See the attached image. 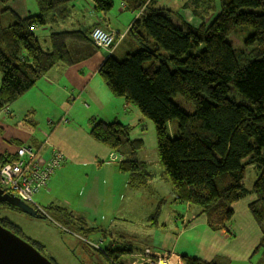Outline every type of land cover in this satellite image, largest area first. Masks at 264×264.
<instances>
[{"label": "trees", "instance_id": "obj_1", "mask_svg": "<svg viewBox=\"0 0 264 264\" xmlns=\"http://www.w3.org/2000/svg\"><path fill=\"white\" fill-rule=\"evenodd\" d=\"M9 1L0 0L11 20L5 25L0 21V112L29 91L55 60V52L41 53L34 25L44 13L74 0H35L39 13L26 19L4 8ZM91 1L97 13L113 7V0ZM218 1L219 10L208 25L203 22L215 12V0L184 5L202 20L195 28L177 25L168 12L153 9L152 0H119L125 11L139 13L127 32L132 46L121 59L110 54L97 71L113 96L135 106L154 125L162 176L171 185L174 202L199 209L213 230L224 228L232 205L249 192L256 197L249 211L258 225L264 223V0ZM229 36H244L242 46L233 47ZM175 96L191 103L193 112L175 105ZM172 122L175 138L166 131ZM89 125L95 141L120 154L117 168L128 175L131 188L151 180L147 163L138 159L141 140L130 141L127 129L116 120L91 119ZM124 145L125 151H118ZM12 159V154H0V165ZM248 167L259 172L250 191L244 186ZM0 209L18 211L5 203ZM47 209L72 217L51 204ZM159 213L157 205L148 220L152 226ZM0 225L16 236L22 234L7 217L0 215ZM27 241L43 252L42 244ZM130 248H117L110 257L115 262ZM262 254L264 259V247ZM180 258L185 264H215Z\"/></svg>", "mask_w": 264, "mask_h": 264}, {"label": "rangeland", "instance_id": "obj_2", "mask_svg": "<svg viewBox=\"0 0 264 264\" xmlns=\"http://www.w3.org/2000/svg\"><path fill=\"white\" fill-rule=\"evenodd\" d=\"M185 1L155 0L165 12L173 13L172 19L177 25H181V20L187 22L186 9L182 8ZM214 4L216 10L205 17V24L219 10V1L215 0ZM0 9V21L8 24L11 20L5 21L3 7ZM190 20L188 24L194 27L202 23L192 15ZM243 38L229 36L227 41L239 49ZM120 54L116 52L113 56L121 59ZM98 81L103 87L98 74L92 86ZM35 86L0 112V139L9 141L12 148L28 145L41 157L51 149L62 153V177L56 181L51 205L71 213L72 217L48 210L49 202L42 203L43 199L37 200V196L34 200L41 204L44 218L0 209V215L21 230L18 237L42 244L41 253L53 264H156L158 259L168 264H185L180 256L215 264L264 263V223L258 225L249 211V205L256 201L251 192L232 205L233 214L223 224L224 228L213 230L199 209L174 202L171 185L162 176L154 125L135 106L115 97L125 105L110 117L109 108L77 96L78 93L37 91ZM172 101L185 113L193 112L192 104L182 97L175 96ZM91 119L116 120L125 126L130 141H142L138 159L147 163V172L151 175L145 186L126 187L128 175L117 170L120 154L114 155L110 148L90 136ZM166 131L175 138L176 122L168 123ZM24 138L27 141H22ZM125 148L124 145L118 151ZM258 173L254 167L247 168L244 186L248 191ZM157 205L160 213L156 225L152 226L148 220ZM128 246L131 252L124 251L114 262L110 254ZM175 256H178L176 263L172 261Z\"/></svg>", "mask_w": 264, "mask_h": 264}, {"label": "crops", "instance_id": "obj_3", "mask_svg": "<svg viewBox=\"0 0 264 264\" xmlns=\"http://www.w3.org/2000/svg\"><path fill=\"white\" fill-rule=\"evenodd\" d=\"M189 1L187 0L182 4V8L186 9L188 18L187 22L181 20V24L190 23V15L195 17L192 14V9L184 6ZM150 5L153 9L164 10L161 6H157L155 0H152ZM4 8L20 19L36 17L39 13L35 0H10ZM145 11L146 8L142 10V14ZM167 12L172 19L173 13ZM138 17L139 13L125 11L119 0L116 2L113 0L112 9L105 14L95 12L91 0H74L65 7L55 8L44 13L39 22L34 25L33 32L41 53L50 56L55 52L56 55L55 60L49 64L47 70L36 82L38 85H34L37 91H59L64 94L78 93L77 96H84L100 107L109 108L110 117L117 114V111L120 112L121 109H124L125 104L120 99H115V96L109 92L105 85L101 87L98 81L95 86H92L99 67L110 54L105 50L95 49L88 41V34L94 26H99L114 34L116 47L112 54L119 52L122 55L123 51L132 46L127 38V32ZM3 18L5 21L9 19L6 14L3 15ZM25 140L27 141L26 138L22 141ZM11 145L9 141L5 142L0 139V154L13 155L16 148H12ZM49 152L45 156H48ZM61 177L62 165L49 178L46 188L34 197L37 196V200L43 199L42 203L49 202V205L52 204L51 194L55 189L56 181H59ZM126 187L131 188L128 181ZM34 202L41 206L36 200Z\"/></svg>", "mask_w": 264, "mask_h": 264}, {"label": "built area", "instance_id": "obj_4", "mask_svg": "<svg viewBox=\"0 0 264 264\" xmlns=\"http://www.w3.org/2000/svg\"><path fill=\"white\" fill-rule=\"evenodd\" d=\"M113 35L99 26L92 27L88 34L92 44L102 50L115 46ZM63 162L62 153L56 149L41 157L28 145L18 146L13 159L0 165V190L42 214L43 208L34 203V196L46 188L47 181Z\"/></svg>", "mask_w": 264, "mask_h": 264}, {"label": "water", "instance_id": "obj_5", "mask_svg": "<svg viewBox=\"0 0 264 264\" xmlns=\"http://www.w3.org/2000/svg\"><path fill=\"white\" fill-rule=\"evenodd\" d=\"M0 203H5L33 218L41 215L19 199L3 194L0 190ZM0 264H53L32 245L0 225Z\"/></svg>", "mask_w": 264, "mask_h": 264}, {"label": "bare ground", "instance_id": "obj_6", "mask_svg": "<svg viewBox=\"0 0 264 264\" xmlns=\"http://www.w3.org/2000/svg\"><path fill=\"white\" fill-rule=\"evenodd\" d=\"M113 36L115 37V35H113ZM115 47L116 46L110 47L108 50H105V51H107L109 54H112ZM157 258H160V257H157ZM177 259L178 258L176 256L175 257H172V261L174 260V263L177 262ZM156 264H168V263L166 262V260L158 259V261H157Z\"/></svg>", "mask_w": 264, "mask_h": 264}, {"label": "flooded vegetation", "instance_id": "obj_7", "mask_svg": "<svg viewBox=\"0 0 264 264\" xmlns=\"http://www.w3.org/2000/svg\"><path fill=\"white\" fill-rule=\"evenodd\" d=\"M27 242V241H26ZM28 243V242H27ZM31 245V244H30ZM43 255V254H42Z\"/></svg>", "mask_w": 264, "mask_h": 264}]
</instances>
